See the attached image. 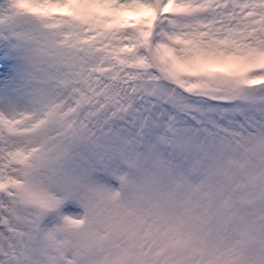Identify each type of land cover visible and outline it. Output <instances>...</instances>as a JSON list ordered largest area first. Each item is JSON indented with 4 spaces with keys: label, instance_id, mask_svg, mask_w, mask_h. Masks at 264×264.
<instances>
[{
    "label": "snow or ice",
    "instance_id": "snow-or-ice-1",
    "mask_svg": "<svg viewBox=\"0 0 264 264\" xmlns=\"http://www.w3.org/2000/svg\"><path fill=\"white\" fill-rule=\"evenodd\" d=\"M161 161L224 248L104 238L94 186ZM0 264H264V0H0Z\"/></svg>",
    "mask_w": 264,
    "mask_h": 264
},
{
    "label": "rangeland",
    "instance_id": "rangeland-1",
    "mask_svg": "<svg viewBox=\"0 0 264 264\" xmlns=\"http://www.w3.org/2000/svg\"><path fill=\"white\" fill-rule=\"evenodd\" d=\"M133 15L135 19L140 14ZM126 163L136 170L135 162ZM175 167L170 162L161 161L157 174L151 175L143 184L137 183L131 173H122L115 177L120 182L119 189L104 183L95 185L92 189L93 207L98 211L104 238H111L114 225L131 227L148 214L154 224L160 226V231L166 232L165 238L153 245L156 251H160L161 259L170 255L171 245L177 239H187L189 246L200 244L224 248L228 237L215 235L210 228L213 217L201 211L203 182L193 184L187 175L175 171Z\"/></svg>",
    "mask_w": 264,
    "mask_h": 264
}]
</instances>
